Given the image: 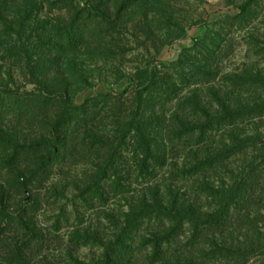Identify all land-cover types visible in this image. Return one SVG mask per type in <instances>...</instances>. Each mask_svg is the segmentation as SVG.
<instances>
[{
    "label": "rangeland",
    "instance_id": "374dc122",
    "mask_svg": "<svg viewBox=\"0 0 264 264\" xmlns=\"http://www.w3.org/2000/svg\"><path fill=\"white\" fill-rule=\"evenodd\" d=\"M0 200V259L99 264L153 203L151 264H264V0H0Z\"/></svg>",
    "mask_w": 264,
    "mask_h": 264
},
{
    "label": "trees",
    "instance_id": "16d2710c",
    "mask_svg": "<svg viewBox=\"0 0 264 264\" xmlns=\"http://www.w3.org/2000/svg\"><path fill=\"white\" fill-rule=\"evenodd\" d=\"M241 9H243V6H241ZM64 102L66 104L67 100H65ZM65 107H67V104L65 105ZM74 107L76 109L81 108L80 106H73L72 108ZM61 129L63 131L65 130L64 120H60L58 124H55L53 126V131L60 135L62 133ZM134 131L138 134L135 140L136 142H139V145L143 150V155L146 158H149L151 150L147 140V136L137 129ZM48 155H50V153H48L47 156ZM144 161L145 160H143L141 165L139 166L140 169L144 168ZM40 163L38 164L39 168L42 167V164ZM107 163V161H104L101 166L97 168L96 173L93 176V182L95 184L100 186L105 185L107 181V174L109 171V164ZM115 185L119 186L116 183ZM26 210L27 209L24 208L22 211L25 212ZM162 214H164V209L157 206L156 204L154 205L153 203L152 205L142 203L134 207H129L127 212L122 216V224L119 226L118 234L115 236L114 240L112 242H108L107 244H103L102 262H100L99 264H132L131 258L133 257V254H135L136 252H140L141 245H144V242L150 245V251L148 252L142 264H151L152 262H154V260L159 257V254L162 251L161 246L163 245V243L167 244L171 241L169 239L173 235L172 233L175 232L179 227V225H173L172 228L170 227L171 229L169 228L165 232L157 234L158 236H156V234H153L151 235L152 238L143 239L138 243H136L135 237L138 233L139 226L142 224L144 219H154V221L161 223L162 217L164 218ZM15 220L16 219L13 217V215L7 212L5 206L3 205V202H1L0 200V241L6 234V232H8L11 228L16 229V227L14 228V226L18 224V221L16 223ZM168 220H171V218H168ZM174 220H176V216H174L171 221ZM22 225L24 228L23 223ZM196 229L197 228L195 226L192 227L193 233L196 232ZM75 235L76 233L73 235V237ZM84 240L87 244L89 237H84ZM33 241L34 240H24L21 247L19 246V248L15 251H10V249L8 251L5 250L6 258L0 259V264H21V261H23L26 256L25 250H29V245ZM74 244L78 245V242L76 241ZM134 245L135 247H133Z\"/></svg>",
    "mask_w": 264,
    "mask_h": 264
}]
</instances>
